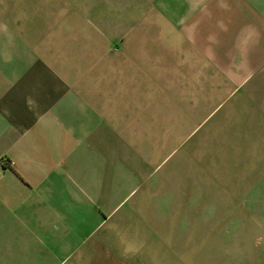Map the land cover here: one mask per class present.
Here are the masks:
<instances>
[{
    "label": "crops",
    "instance_id": "1",
    "mask_svg": "<svg viewBox=\"0 0 264 264\" xmlns=\"http://www.w3.org/2000/svg\"><path fill=\"white\" fill-rule=\"evenodd\" d=\"M216 82L264 115V0H0V264L133 248L109 222L149 162L135 131L200 96L214 113ZM262 183L264 165L242 189Z\"/></svg>",
    "mask_w": 264,
    "mask_h": 264
},
{
    "label": "rangeland",
    "instance_id": "2",
    "mask_svg": "<svg viewBox=\"0 0 264 264\" xmlns=\"http://www.w3.org/2000/svg\"><path fill=\"white\" fill-rule=\"evenodd\" d=\"M215 86L214 113L200 96L183 112L152 114L149 129L135 131L147 138L139 151L149 162L120 186L123 203L109 224H127L125 239L136 241L118 242L119 258L106 264H264L261 225L252 227L251 253L249 231H239L242 222L264 221V191L242 189L264 165V146L256 145L264 130L255 128L264 115Z\"/></svg>",
    "mask_w": 264,
    "mask_h": 264
}]
</instances>
